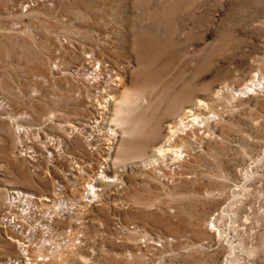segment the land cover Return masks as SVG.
Returning a JSON list of instances; mask_svg holds the SVG:
<instances>
[{
    "label": "rangeland",
    "instance_id": "rangeland-1",
    "mask_svg": "<svg viewBox=\"0 0 264 264\" xmlns=\"http://www.w3.org/2000/svg\"><path fill=\"white\" fill-rule=\"evenodd\" d=\"M198 99L210 137L188 138L180 170L147 171ZM1 105L0 264L30 257L12 236L47 264H264V0H0Z\"/></svg>",
    "mask_w": 264,
    "mask_h": 264
},
{
    "label": "bare ground",
    "instance_id": "bare-ground-1",
    "mask_svg": "<svg viewBox=\"0 0 264 264\" xmlns=\"http://www.w3.org/2000/svg\"><path fill=\"white\" fill-rule=\"evenodd\" d=\"M100 62H101V60H97V63H100ZM116 80H118V76L116 77ZM262 86H263V84L259 83L257 81V74H255L250 81L245 83L244 86L242 88H239L237 91H241L242 94H248V93H251L255 89H258ZM112 99L113 98L111 96H109L104 100V102L109 103L110 101H112ZM96 104H97V109L106 108V106H107L105 103L102 104V102H98ZM120 106H122V105H120ZM0 107H2V105ZM210 109H211V106H209L208 104L206 105V102L202 99L195 100L194 102L190 103L187 107L186 106L182 107L180 109V111L174 115L172 122L168 125V131H167L165 137L163 138V141L156 148H154L153 153H152L153 158L150 159L146 164H144L146 166V170L148 171V169H152L154 171L156 169L160 170L162 168H172L173 170H175V169L180 170V168H182L180 165L184 162L186 155H189V154L191 155V153L184 152V151H188V149L184 150V147L187 146L186 142H187L188 138L189 137H192V138L198 137L199 139L200 138L203 139V137H205L206 135L208 136V134H209L208 133L209 132L208 131L209 124H210V121L212 120L211 117L214 116V115H212L213 113L211 112L212 110H210ZM116 110H117L116 112H118V110L120 112L121 107H120V109L118 108ZM210 113H212V114H210ZM117 115H119V114H117ZM95 122L98 123V121H95ZM67 125H70V124H67ZM28 129H30L28 126H24L22 124L21 125L17 124L16 126H14V133L16 134V136L18 138H20L23 135V133L26 132ZM124 129L126 130L127 128H124ZM72 131H74V129H70V132H72ZM132 131H133V129H132ZM77 132H82V129L80 130L79 128H77ZM128 132H126V134ZM110 134L112 137L110 139H106L107 146L105 147L104 152H103L104 157L102 158V161L100 162V164H102L101 167L103 169L104 168L106 169L107 163L111 159V157L113 156V153H114V145H112V144H113V140L115 139V132L113 130H110ZM68 135L70 136L71 133H68ZM82 137H85L86 141L89 142V143H87V146L90 147V150H93L97 147V145L92 142V140L93 141L97 140V137L94 138L95 137L94 134L91 135L90 133H87L86 136L82 135ZM208 137H210V136H208ZM178 141L183 142L185 145H182V144H181V146L177 145ZM50 144H51V142H50ZM18 145L24 146L22 141L19 142ZM59 149H60V146H58L56 150H59ZM24 150H25V153H24L25 157H27L28 159H30L33 162H35L37 160L38 155L31 146H27V147L25 146ZM185 153H187V154H185ZM53 155L54 154L52 152H48V156H47L48 161H52ZM112 159H113V157H112ZM80 166L81 165L77 163V165L70 167L68 169L69 171L67 172V174L72 173L70 171L71 169L80 168ZM103 169L101 170V172L103 171ZM173 170H172V172H173ZM184 175H186V174H184ZM100 176H101L100 180H102V178L106 177V175L103 173H100ZM97 181H99V180H97ZM85 191H86L85 192L86 199L90 198L91 200L94 201L97 199V197L99 195L98 188L96 187L95 181L88 182L85 185ZM10 195H12L11 198L13 200L18 201L20 203L22 202L25 204H31V203L33 204L34 202H38L40 204L48 205V203L54 202L56 200V198H54L53 196H46L45 194H40L38 196H35L30 192H25L23 190H17V189L9 190L8 196H10ZM59 204H63V200L60 199ZM63 209L67 210L68 207L59 206V210H63ZM54 210L56 213H59V214L65 213V211L59 212V210H57L56 208H54ZM22 211H23V209H21V212ZM9 219L10 218L6 217V219L1 220L4 227L9 226V224L14 223V217H13V220L12 219L9 220ZM210 224H212V223H210ZM14 225H16V223ZM205 228L207 231L213 230L212 227L207 225V224H206ZM10 239H12L16 243L18 249L20 248V250H23L25 252V254L29 255L30 257H28V258H23V257L13 258V260L8 259V260H6V262H3L2 264H47L48 263L49 259L47 257H41L42 255L41 256H32L30 251H29V248H27V246L24 243L25 241L21 242V240L17 236H12V237H10Z\"/></svg>",
    "mask_w": 264,
    "mask_h": 264
}]
</instances>
